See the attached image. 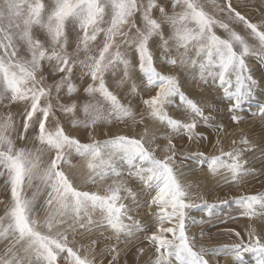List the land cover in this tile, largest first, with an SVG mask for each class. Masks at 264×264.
Returning a JSON list of instances; mask_svg holds the SVG:
<instances>
[{"label":"snow or ice","instance_id":"snow-or-ice-1","mask_svg":"<svg viewBox=\"0 0 264 264\" xmlns=\"http://www.w3.org/2000/svg\"><path fill=\"white\" fill-rule=\"evenodd\" d=\"M250 60L264 20L233 0H0V264H264V190H243L264 147L230 131L253 102L264 122ZM186 168L241 190L209 202Z\"/></svg>","mask_w":264,"mask_h":264},{"label":"rangeland","instance_id":"rangeland-1","mask_svg":"<svg viewBox=\"0 0 264 264\" xmlns=\"http://www.w3.org/2000/svg\"><path fill=\"white\" fill-rule=\"evenodd\" d=\"M220 2H222V0H220ZM233 6L254 22L264 20V0H233ZM238 30L240 29L238 28ZM218 34L224 35L222 30H218ZM249 63L255 69L253 73L254 76L259 79L262 73H264V68H261L255 60H250ZM177 74L181 78L184 90L188 92L191 96L196 99L203 98L207 100L209 104L216 105L218 111L223 108L224 105L220 103L219 97L216 95L215 92H210L209 90L196 87L190 82V78H188L187 80L185 79L183 72H178ZM109 82H111V77H109ZM121 95L123 96V93H121ZM258 101L264 102V93L258 94ZM256 103L257 102H253L251 107L247 105L245 106V110L242 113V115L244 116L243 122L239 125H231L230 131L234 129H243L244 132L248 134L249 139H251L253 143L258 145V147H264V122H261L257 117H253L251 115V112L256 110ZM0 111H4V109H0ZM218 119H223L227 121L228 114L226 112L220 111ZM111 130L113 133H131L133 131V129L126 128L123 125H114L112 126ZM103 131L104 129L101 128L100 132ZM84 136L86 137V134H84ZM176 143L178 144V146H180L181 144H187L188 141L186 139L183 141L177 140ZM193 150H195V148H193ZM205 150H211V144H207ZM248 159L249 166L255 167L258 171L261 169L262 166H264V160L261 159L259 150H257L254 154H250L248 156ZM177 163L178 165L182 163L179 156L177 157ZM185 172V179L197 183L199 187L196 189V191L203 192L205 194V198L208 199L209 202H212L217 198L225 199L231 197L233 195L238 194V192L241 190L236 186H224L222 183L218 184L216 178L207 175L206 169L204 171L197 170L193 172L186 168ZM2 185L3 178L0 177V198H2L4 195ZM243 190L248 192L264 190V175L258 174L255 178H250L248 182L244 185ZM0 209H2V206H0ZM223 211L229 212L230 209L224 208ZM232 214L236 215V213L234 212ZM192 215L196 218H199L201 216V213L199 211H194ZM213 223L217 224V222L215 221ZM247 223L248 220L246 218H240L236 221H229L224 224H218V226L216 227L206 226V228L208 231L214 234V239L211 241V243H229L231 241L228 236L223 234H217L219 230L230 227L242 230ZM192 231L198 234L200 231V226H194ZM232 239L235 238L233 237ZM127 259L128 264H135V257L131 253L127 257ZM220 260L221 264H232L231 257H221ZM245 260L248 262V264H252L250 255H245Z\"/></svg>","mask_w":264,"mask_h":264}]
</instances>
